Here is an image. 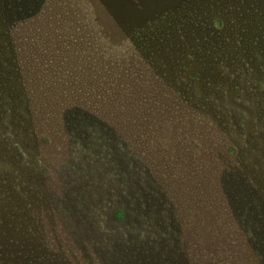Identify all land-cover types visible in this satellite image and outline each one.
<instances>
[{"label": "rangeland", "instance_id": "374dc122", "mask_svg": "<svg viewBox=\"0 0 264 264\" xmlns=\"http://www.w3.org/2000/svg\"><path fill=\"white\" fill-rule=\"evenodd\" d=\"M39 1L0 0V23ZM104 1L184 113L45 126L1 90L18 66L33 96L0 31V264H264V0Z\"/></svg>", "mask_w": 264, "mask_h": 264}, {"label": "trees", "instance_id": "16d2710c", "mask_svg": "<svg viewBox=\"0 0 264 264\" xmlns=\"http://www.w3.org/2000/svg\"><path fill=\"white\" fill-rule=\"evenodd\" d=\"M34 9L28 14L21 9L23 18L17 16L12 21L11 16L0 23V31L5 30L8 39L10 34L14 36L23 52L32 99L26 98L18 66L11 75L13 84L2 85L1 90L6 86L14 95L17 93L22 104L30 101L34 111L45 120V126L65 122L70 129L77 130L83 123H91V114L87 112L95 109L124 125L136 119L145 121L144 115L152 110L165 113L173 107L176 116L178 112L184 113L159 84L149 79L127 23L118 20L104 0H42ZM174 17L155 20L148 26L149 31ZM8 42L5 44L9 45ZM50 117L55 122H48ZM127 119L129 123H125ZM101 123L105 136L98 142L106 145L114 127L104 119ZM231 148L238 151L237 146ZM66 212L69 218H75L71 211ZM122 215L115 214L114 218L120 219ZM94 216L102 217V212L97 210ZM4 248L6 253H12L7 246Z\"/></svg>", "mask_w": 264, "mask_h": 264}]
</instances>
